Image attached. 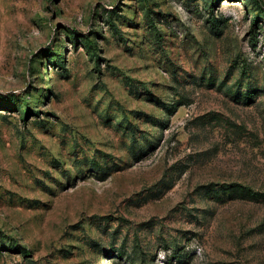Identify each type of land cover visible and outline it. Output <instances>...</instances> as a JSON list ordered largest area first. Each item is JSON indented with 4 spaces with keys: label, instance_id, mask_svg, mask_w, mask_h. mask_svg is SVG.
<instances>
[{
    "label": "rangeland",
    "instance_id": "1",
    "mask_svg": "<svg viewBox=\"0 0 264 264\" xmlns=\"http://www.w3.org/2000/svg\"><path fill=\"white\" fill-rule=\"evenodd\" d=\"M0 264H264V0H0Z\"/></svg>",
    "mask_w": 264,
    "mask_h": 264
},
{
    "label": "trees",
    "instance_id": "2",
    "mask_svg": "<svg viewBox=\"0 0 264 264\" xmlns=\"http://www.w3.org/2000/svg\"><path fill=\"white\" fill-rule=\"evenodd\" d=\"M226 186L228 188L238 187V188L242 189L244 192H246L247 194H250L252 196H259V195H261L259 192L252 190V188H250L249 186H246L244 184L233 183V184H228Z\"/></svg>",
    "mask_w": 264,
    "mask_h": 264
}]
</instances>
